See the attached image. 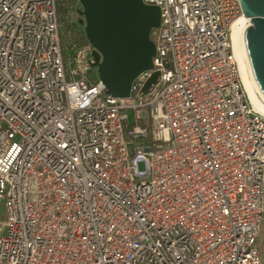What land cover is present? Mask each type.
I'll return each instance as SVG.
<instances>
[{"label": "built area", "instance_id": "built-area-1", "mask_svg": "<svg viewBox=\"0 0 264 264\" xmlns=\"http://www.w3.org/2000/svg\"><path fill=\"white\" fill-rule=\"evenodd\" d=\"M143 1L156 55L121 98L65 34L79 0H0V264H263L264 113L233 43L250 18Z\"/></svg>", "mask_w": 264, "mask_h": 264}, {"label": "water", "instance_id": "water-1", "mask_svg": "<svg viewBox=\"0 0 264 264\" xmlns=\"http://www.w3.org/2000/svg\"><path fill=\"white\" fill-rule=\"evenodd\" d=\"M251 25L245 45L255 79L264 93V0H240ZM87 40L95 48L94 66L112 97L130 96L135 78L153 67L152 32L160 26L159 7L143 0H79ZM154 72L144 89L156 83Z\"/></svg>", "mask_w": 264, "mask_h": 264}, {"label": "bare ground", "instance_id": "bare-ground-1", "mask_svg": "<svg viewBox=\"0 0 264 264\" xmlns=\"http://www.w3.org/2000/svg\"><path fill=\"white\" fill-rule=\"evenodd\" d=\"M251 25V21L248 19H242L234 25L233 29V43L234 50L237 58L240 62L241 76L245 86V89L251 99L255 108L264 113V93L260 89L247 53L245 45V30Z\"/></svg>", "mask_w": 264, "mask_h": 264}, {"label": "rangeland", "instance_id": "rangeland-1", "mask_svg": "<svg viewBox=\"0 0 264 264\" xmlns=\"http://www.w3.org/2000/svg\"><path fill=\"white\" fill-rule=\"evenodd\" d=\"M79 9H81V5L75 4L74 8L72 10L71 18L75 22L76 25H78V23H80L81 19H83V17L81 15H79V13H78ZM81 25L84 26L83 24H81ZM136 143L144 144V143H146V141L136 140ZM5 222H6L5 208H4V205L2 203H0V234L5 232ZM260 247L262 250L263 264H264V229H263L262 236L260 239Z\"/></svg>", "mask_w": 264, "mask_h": 264}, {"label": "trees", "instance_id": "trees-1", "mask_svg": "<svg viewBox=\"0 0 264 264\" xmlns=\"http://www.w3.org/2000/svg\"><path fill=\"white\" fill-rule=\"evenodd\" d=\"M67 8L64 9V11L67 12ZM62 26L65 28V34L68 36V38L72 41H79L81 43H86L88 42L85 32H84V27L81 25H75V24H70L68 20L63 19L61 22Z\"/></svg>", "mask_w": 264, "mask_h": 264}]
</instances>
